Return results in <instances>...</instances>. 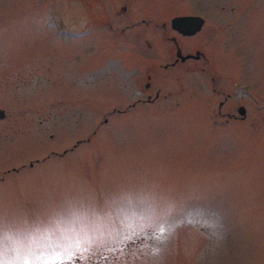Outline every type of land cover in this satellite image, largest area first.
<instances>
[{
    "label": "rangeland",
    "instance_id": "1",
    "mask_svg": "<svg viewBox=\"0 0 264 264\" xmlns=\"http://www.w3.org/2000/svg\"><path fill=\"white\" fill-rule=\"evenodd\" d=\"M0 109V264H264V0H0Z\"/></svg>",
    "mask_w": 264,
    "mask_h": 264
},
{
    "label": "flooded vegetation",
    "instance_id": "2",
    "mask_svg": "<svg viewBox=\"0 0 264 264\" xmlns=\"http://www.w3.org/2000/svg\"><path fill=\"white\" fill-rule=\"evenodd\" d=\"M95 1V3L96 2H100V4L102 3V2H104V0H94ZM152 1H156V0H152ZM157 1H159V0H157ZM199 1H201V0H199ZM209 2H208V8H209ZM99 6V5H98ZM219 6V5H218ZM159 9H160V11H162V8L161 7H159ZM158 9V10H159ZM150 10H152V9H150ZM102 10H101V8L100 7H98V8H96V12H101ZM122 11H126V5H124V6H122ZM177 11H178V9H177ZM96 12L94 11V14H96ZM207 12H209V10H207ZM97 15V14H96ZM161 15H163V13L161 14ZM185 15H200V16H202V17H204L202 14H199V13H181V14H179L178 12L177 13H175L174 15H173V17H176V16H185ZM92 16H93V14H92ZM204 22L206 23V18L204 17ZM140 23H142V24H144L145 26H149V24L150 23H154L153 22V20L151 19V18H142V20H141V22ZM205 23H204V25H205ZM134 25H136L135 23H133V25L132 26H134ZM154 25H155V27H156V30L157 31H159V33H160V37L162 38V29H163V27L165 26V23L163 22V21H161V23H160V25L157 23V22H155L154 23ZM171 25V24H170ZM190 26H191V23L188 21V22H178L174 27L171 25L170 26V28H171V30H173L175 33H176V35L177 36H175V35H173V36H171L170 37V40L173 42V45H174V47H175V51H174V55H175V57H174V60H173V62L172 63H170V65L171 66H175L176 64H183V63H185L186 61H188V60H192V61H194V62H198L201 58H203V56H204V53L203 52H201L200 50H196L194 53H192V52H189V51H183V49H182V47L180 46V44H179V40H181L182 38H186V37H191V36H193V35H191V34H187V33H185V32H188L187 30H189V28H190ZM195 35V34H194ZM179 38V40H178V38ZM185 57V58H182V57ZM169 65H166L165 66V68L166 67H168ZM152 75H148V79L151 77ZM149 87H151V81L150 82H147L146 84H145V87H144V89H143V92L144 93H146V91L149 89ZM246 94H244L242 97H244ZM148 96V95H147ZM155 97L153 98V99H157L158 97H159V91H157L156 92V94L154 95ZM148 98H150V96L148 97ZM242 99V98H241ZM148 100H152L151 98L150 99H148ZM240 100V99H239ZM141 103L142 101H140V100H138L137 101V103ZM133 105H135V103L134 104H132L131 106H133ZM220 105H222V104H220ZM238 108V107H237ZM219 112V114H220V111H218ZM232 115V114H231ZM232 117H236V116H234V115H232Z\"/></svg>",
    "mask_w": 264,
    "mask_h": 264
},
{
    "label": "water",
    "instance_id": "3",
    "mask_svg": "<svg viewBox=\"0 0 264 264\" xmlns=\"http://www.w3.org/2000/svg\"><path fill=\"white\" fill-rule=\"evenodd\" d=\"M187 18H195V19H197V20L195 21V24L197 25V27L194 28L193 30L189 31V32H185V33H187V34H191L192 32L196 31V30L200 27V25H201V20H200V19H201V18H199V17H180V19H187ZM178 20H179V18H173V19L171 20L172 25L174 26L175 23H176ZM182 58H185V57L183 56ZM239 113H240L242 116H245V108H244L243 106H240V107H239ZM3 116H4V111H3V110H0V118H2Z\"/></svg>",
    "mask_w": 264,
    "mask_h": 264
}]
</instances>
